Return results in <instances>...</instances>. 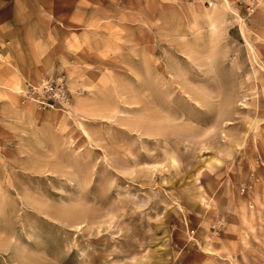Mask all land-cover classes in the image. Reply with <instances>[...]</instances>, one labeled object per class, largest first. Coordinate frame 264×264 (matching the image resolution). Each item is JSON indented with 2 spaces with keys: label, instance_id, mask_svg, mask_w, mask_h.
Returning a JSON list of instances; mask_svg holds the SVG:
<instances>
[{
  "label": "rangeland",
  "instance_id": "1",
  "mask_svg": "<svg viewBox=\"0 0 264 264\" xmlns=\"http://www.w3.org/2000/svg\"><path fill=\"white\" fill-rule=\"evenodd\" d=\"M32 1L44 44L0 50V264H264V0ZM59 77L68 103L27 92Z\"/></svg>",
  "mask_w": 264,
  "mask_h": 264
},
{
  "label": "crops",
  "instance_id": "2",
  "mask_svg": "<svg viewBox=\"0 0 264 264\" xmlns=\"http://www.w3.org/2000/svg\"><path fill=\"white\" fill-rule=\"evenodd\" d=\"M45 33L40 31L39 10L32 0H0V50L39 49ZM15 59L23 64L16 52Z\"/></svg>",
  "mask_w": 264,
  "mask_h": 264
},
{
  "label": "built area",
  "instance_id": "3",
  "mask_svg": "<svg viewBox=\"0 0 264 264\" xmlns=\"http://www.w3.org/2000/svg\"><path fill=\"white\" fill-rule=\"evenodd\" d=\"M27 92L45 106L68 103L69 92L62 77L42 81L38 86H31Z\"/></svg>",
  "mask_w": 264,
  "mask_h": 264
}]
</instances>
